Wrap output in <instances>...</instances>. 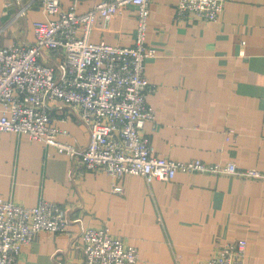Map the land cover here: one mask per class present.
<instances>
[{"label":"crops","instance_id":"0c3cea01","mask_svg":"<svg viewBox=\"0 0 264 264\" xmlns=\"http://www.w3.org/2000/svg\"><path fill=\"white\" fill-rule=\"evenodd\" d=\"M102 0H61L84 12ZM178 0H151L145 30L154 53L144 73L155 90L154 122L144 132L159 155L206 163L234 162L264 170V0H227L215 22L175 17ZM26 12L19 15V8ZM133 4L99 17L90 40L131 45ZM44 18L39 0H0V46L32 41V23ZM58 139L81 148L85 126L69 105L52 108ZM86 170L52 145L0 131V198L22 206L39 200L64 208L62 232L38 230L22 244L18 264H86L81 228L107 226L138 249L128 264H203L227 242L244 238V264H264V179L178 172L169 181L125 174L116 183Z\"/></svg>","mask_w":264,"mask_h":264},{"label":"built area","instance_id":"2783aa9c","mask_svg":"<svg viewBox=\"0 0 264 264\" xmlns=\"http://www.w3.org/2000/svg\"><path fill=\"white\" fill-rule=\"evenodd\" d=\"M151 0H102L84 12L61 0H39L44 18L32 23V41L0 46V131L25 134L76 159L86 170L105 172L116 182L125 174L169 181L178 172L238 175L264 179V170L239 168L234 162L206 163L159 155L144 132L154 122L148 102L155 85L144 73L154 50L146 46L145 30ZM227 0H178L175 17L215 22ZM20 4V0H16ZM133 4L137 25L131 45L90 40L99 17L109 18ZM26 8H19L24 15ZM69 105L88 130L85 146L61 141L66 130L51 125L54 105ZM113 182V191L123 187ZM67 213L54 201L41 199L22 206L0 198V264H18L21 246L41 229L62 232ZM86 264H128L139 259L138 249L125 245L107 226L81 228ZM247 242L237 238L203 264H244Z\"/></svg>","mask_w":264,"mask_h":264}]
</instances>
